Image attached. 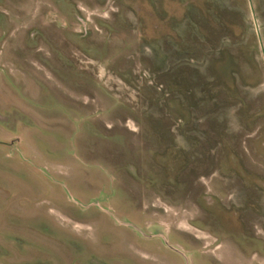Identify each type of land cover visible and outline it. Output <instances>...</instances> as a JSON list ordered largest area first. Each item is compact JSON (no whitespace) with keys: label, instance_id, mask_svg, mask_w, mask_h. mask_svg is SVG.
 Wrapping results in <instances>:
<instances>
[{"label":"rangeland","instance_id":"1","mask_svg":"<svg viewBox=\"0 0 264 264\" xmlns=\"http://www.w3.org/2000/svg\"><path fill=\"white\" fill-rule=\"evenodd\" d=\"M263 226L264 0H0V264H264Z\"/></svg>","mask_w":264,"mask_h":264},{"label":"flooded vegetation","instance_id":"2","mask_svg":"<svg viewBox=\"0 0 264 264\" xmlns=\"http://www.w3.org/2000/svg\"><path fill=\"white\" fill-rule=\"evenodd\" d=\"M256 207H257V206H256ZM257 224H258V223H257ZM257 224H256V225H257ZM256 225H254V227H253V229H252V239H254V241L258 243V240H259L258 232H257V231H254V229L257 228ZM261 228H264V226L261 227ZM263 230H264V229H263ZM26 247H27V246H26ZM257 254H258V253H257Z\"/></svg>","mask_w":264,"mask_h":264}]
</instances>
